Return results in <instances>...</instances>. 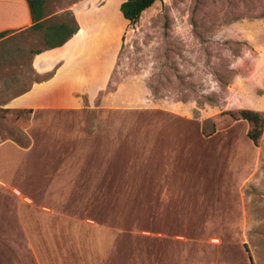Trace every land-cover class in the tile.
Masks as SVG:
<instances>
[{"label":"rangeland","instance_id":"374dc122","mask_svg":"<svg viewBox=\"0 0 264 264\" xmlns=\"http://www.w3.org/2000/svg\"><path fill=\"white\" fill-rule=\"evenodd\" d=\"M44 47L0 43V109ZM241 110L264 115V0H158L92 105L0 113V264H264V131Z\"/></svg>","mask_w":264,"mask_h":264},{"label":"crops","instance_id":"0c3cea01","mask_svg":"<svg viewBox=\"0 0 264 264\" xmlns=\"http://www.w3.org/2000/svg\"><path fill=\"white\" fill-rule=\"evenodd\" d=\"M126 0H81L71 7L79 32L64 46L35 55L41 77L2 107L13 112L80 111L107 90L130 22L120 10ZM119 11L121 13H119ZM121 22L116 27L111 18ZM34 25L28 0H0V33Z\"/></svg>","mask_w":264,"mask_h":264},{"label":"trees","instance_id":"16d2710c","mask_svg":"<svg viewBox=\"0 0 264 264\" xmlns=\"http://www.w3.org/2000/svg\"><path fill=\"white\" fill-rule=\"evenodd\" d=\"M157 1L126 0L121 5L120 10L130 24H136L143 13L153 7ZM28 3L34 25L25 31L34 32L45 44V47L36 51L34 56L64 46L79 32L80 26L72 11H65L61 16H57L48 11V0H28ZM12 34H15V31L0 33V43ZM1 112L10 113L13 111L0 109ZM231 114L233 117L243 119L252 125V130L248 136L257 145L264 131V115L253 110H241Z\"/></svg>","mask_w":264,"mask_h":264}]
</instances>
